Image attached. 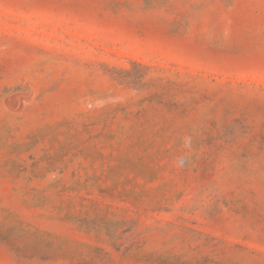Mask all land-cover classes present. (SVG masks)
<instances>
[{"label": "rangeland", "instance_id": "1", "mask_svg": "<svg viewBox=\"0 0 264 264\" xmlns=\"http://www.w3.org/2000/svg\"><path fill=\"white\" fill-rule=\"evenodd\" d=\"M0 264H264V0H0Z\"/></svg>", "mask_w": 264, "mask_h": 264}]
</instances>
